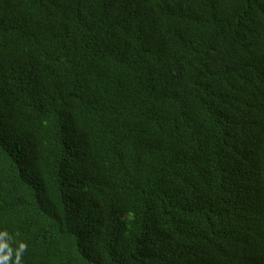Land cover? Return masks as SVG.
Segmentation results:
<instances>
[{"label": "trees", "instance_id": "1", "mask_svg": "<svg viewBox=\"0 0 264 264\" xmlns=\"http://www.w3.org/2000/svg\"><path fill=\"white\" fill-rule=\"evenodd\" d=\"M0 264H264V0H0Z\"/></svg>", "mask_w": 264, "mask_h": 264}]
</instances>
